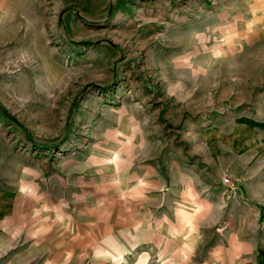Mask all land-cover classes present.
Here are the masks:
<instances>
[{"label":"rangeland","instance_id":"rangeland-1","mask_svg":"<svg viewBox=\"0 0 264 264\" xmlns=\"http://www.w3.org/2000/svg\"><path fill=\"white\" fill-rule=\"evenodd\" d=\"M263 114L264 0H0V264H241L215 167Z\"/></svg>","mask_w":264,"mask_h":264},{"label":"crops","instance_id":"crops-1","mask_svg":"<svg viewBox=\"0 0 264 264\" xmlns=\"http://www.w3.org/2000/svg\"><path fill=\"white\" fill-rule=\"evenodd\" d=\"M262 117L264 118V114ZM256 119H250L251 122L246 124V127L237 125L234 129L237 146L230 151L231 158L227 157L224 164L215 167V187L220 185L222 174L228 173L234 178V186L240 189V195L236 196L235 200L231 199L232 203L228 207L235 211L237 218L235 233L238 245L252 250L242 252L243 258L237 259L241 264H264V123L261 121L259 127H256L253 123ZM196 167L195 162L190 164L187 171L185 168L175 169L173 179L166 184L164 177L157 173V178L150 182L146 190L155 191V198H164L170 183L171 189L176 192L180 191L182 181L183 185L188 187L186 191L195 194L198 188ZM202 176L204 178H201V183H206L204 172Z\"/></svg>","mask_w":264,"mask_h":264},{"label":"built area","instance_id":"built-area-1","mask_svg":"<svg viewBox=\"0 0 264 264\" xmlns=\"http://www.w3.org/2000/svg\"><path fill=\"white\" fill-rule=\"evenodd\" d=\"M225 182H226V184H228V185L231 186V187L234 186L232 180L229 179V178H227V179L225 180Z\"/></svg>","mask_w":264,"mask_h":264}]
</instances>
